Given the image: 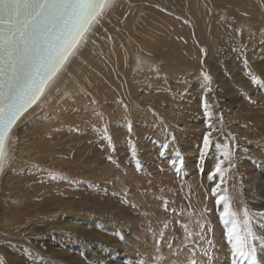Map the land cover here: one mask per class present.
Returning a JSON list of instances; mask_svg holds the SVG:
<instances>
[{
	"label": "rangeland",
	"instance_id": "obj_1",
	"mask_svg": "<svg viewBox=\"0 0 264 264\" xmlns=\"http://www.w3.org/2000/svg\"><path fill=\"white\" fill-rule=\"evenodd\" d=\"M255 5L256 19L241 8L215 12V22L229 24L210 37L209 57L196 54L192 63L184 62L182 80H168L169 86L181 82L173 94L139 85L133 90L131 84L130 89L124 88L126 94L114 95L112 88L97 90L96 103L91 100L75 111L88 117L96 113L99 135L98 121L93 130H87L77 113L69 122L78 136L69 144H55L63 145L68 153L49 151L45 160L31 167L15 163L14 156L6 182L16 209L29 212L28 216L38 209L37 214L48 213L45 208L60 198L72 200V214L79 200L85 203L84 213L94 220L85 225V235L56 228L18 247L0 226V264H181L184 255L192 253L201 254L203 264H217L227 231L221 220L224 203H216L223 189L241 221L247 211L254 234L249 243L256 251L253 238L256 225L264 222L263 213L246 194L249 167L245 166L250 158L264 162V85L252 81V75L264 81V0H256ZM147 63L150 66L143 68L137 62L134 75L141 72L144 76L165 61L149 59ZM204 73L210 81H205ZM209 124L217 131L210 137L213 144L204 149ZM247 132L256 136H247ZM217 164L222 169L219 173L215 172ZM219 181L222 184L217 188ZM39 203L43 209L37 207ZM93 224L100 226L95 232Z\"/></svg>",
	"mask_w": 264,
	"mask_h": 264
},
{
	"label": "bare ground",
	"instance_id": "obj_2",
	"mask_svg": "<svg viewBox=\"0 0 264 264\" xmlns=\"http://www.w3.org/2000/svg\"><path fill=\"white\" fill-rule=\"evenodd\" d=\"M255 3L256 0H116L115 7L106 12L99 24L93 21L92 28L87 34L88 43L62 73L55 90L48 94L46 99L42 98L30 108L17 121L10 134L14 138L9 150L11 159L4 170L0 172V206H5L0 209L2 213L0 226L5 229H0L2 232H7L11 240L18 244L14 247L23 246L21 244L25 245L29 240L31 241L30 237H36L41 232L56 228L75 230L81 235H85L87 234L85 225L94 218L84 213V201L77 200L74 204L76 213H69L72 211L71 199L65 201L60 198L55 199L52 202V207L45 208L48 213L39 212L37 214L38 209L37 212H31L28 216L29 212L24 213L22 209H16L18 207L15 208L12 205L14 201L7 194L10 186L6 179L9 177L10 167L16 162L19 165L34 166L36 162L45 160L46 153L49 151L52 153L58 151L61 155L68 153L63 145L59 147L55 144H69L78 136L70 126L71 121L69 122L70 118H73L77 113L82 118L79 123L87 124V130L90 128L93 130V124L98 121L95 129L99 135L100 117L96 113H91L88 117L82 111L75 110L78 106L82 108L88 106V102L91 100L96 103L93 97H96L100 89L107 88L110 91L112 88V93L115 95L123 93L124 88L130 89L129 84H131V89H135L139 85L144 89L149 87L151 89L148 90L157 89L164 94H173V91L178 90L177 86L181 82L180 84L179 82L171 84L174 87L169 86L171 78L176 79L175 81L182 80L184 62L190 61L196 54L203 52L209 57L212 47L209 46L210 37L217 36L216 32H220L223 25L229 24L228 22H215V12L222 11L223 8H230V11L241 8L245 13H248L247 15H250V18L256 19ZM245 13L241 12V14ZM196 47H200L204 51H198ZM149 59L152 61L161 59L165 63L157 70L145 71L144 76L141 72L134 75L135 64L138 62L139 67H149L150 64L147 63ZM190 62L192 63V61ZM206 63L207 61L204 62V65ZM129 91L132 92V90ZM124 94L126 93L124 92ZM143 119L146 120L145 117ZM64 120L65 122H63ZM146 124H148L147 121L145 126ZM247 134L251 137L256 136L255 132H247ZM97 142L100 143L98 140ZM58 152L56 155L59 154ZM14 156L17 159L15 163ZM257 162L250 158L245 163L246 165L244 164L251 168V170L248 168L249 180L246 185V194L254 200L256 205L251 202L254 204L252 206H256L257 210H262L261 219L264 221V162L260 164ZM245 171L247 172V170ZM220 184L222 183L220 182L219 186ZM54 205H57L58 209L50 212ZM38 206L43 209L40 203ZM32 214L33 216H31ZM78 225L80 227H75ZM98 227L100 228L98 225L93 229L94 231H91L95 232ZM98 230L101 232L100 229ZM256 231L257 235L255 234L256 236L253 238L256 247L254 264H264V222L256 225ZM216 240L218 241V239ZM221 246L222 255L217 258L215 263L233 264V260L237 258L233 255V246L227 236L222 237ZM191 256V259L197 260L198 264H203L201 254L192 253ZM190 257L184 255L181 264H190ZM241 259L243 258L237 259V264H240ZM243 264H253V261L243 259Z\"/></svg>",
	"mask_w": 264,
	"mask_h": 264
},
{
	"label": "snow or ice",
	"instance_id": "obj_3",
	"mask_svg": "<svg viewBox=\"0 0 264 264\" xmlns=\"http://www.w3.org/2000/svg\"><path fill=\"white\" fill-rule=\"evenodd\" d=\"M115 5L116 0H0V172L11 159L9 150L14 138L10 134L17 121L55 90L62 73L88 43L87 34L93 21L99 24ZM203 75L205 81L211 80L207 73ZM252 81L264 85L256 75H252ZM204 108H208L206 102ZM208 128L203 140L204 149L213 144L210 137L217 131L211 124ZM107 139L111 144V138ZM203 155L202 151L201 158ZM227 156L226 153L225 158ZM221 171L217 164L215 172ZM224 193L226 189L218 195L216 203H224L221 220L227 229L225 235L233 246V255L237 259H251L254 264V249L249 243V237L254 234L248 213L245 211L241 221L231 210ZM204 255L208 257L207 252ZM237 259L233 264H237Z\"/></svg>",
	"mask_w": 264,
	"mask_h": 264
}]
</instances>
